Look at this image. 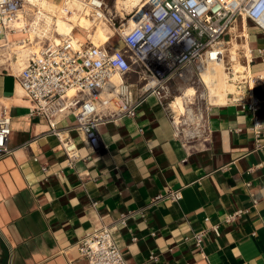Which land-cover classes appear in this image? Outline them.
<instances>
[{"label":"crops","instance_id":"1","mask_svg":"<svg viewBox=\"0 0 264 264\" xmlns=\"http://www.w3.org/2000/svg\"><path fill=\"white\" fill-rule=\"evenodd\" d=\"M226 39L229 50L237 44L243 65L251 60V72L264 75L257 23L240 17ZM29 40L21 31L0 37V105L12 117V152L0 157V264H82L78 243L105 225L126 264H264V84L251 90L260 99L256 114L240 101L214 106L212 142L188 158L154 96L134 119L101 124L96 151L73 127L75 118L63 117L58 128L85 158L70 168L49 123L31 115L33 104L20 92L26 60L18 66L12 50L23 41L31 49ZM125 79L137 83L134 74ZM168 189L180 190L182 199L153 203ZM238 210L247 212L227 223ZM196 233H205L201 247Z\"/></svg>","mask_w":264,"mask_h":264},{"label":"built area","instance_id":"2","mask_svg":"<svg viewBox=\"0 0 264 264\" xmlns=\"http://www.w3.org/2000/svg\"><path fill=\"white\" fill-rule=\"evenodd\" d=\"M74 2L81 3L85 13L92 6L87 14L92 23L102 19L111 22L105 0H63L61 13L72 14L69 6ZM26 4V0H0V37L18 31L28 33L30 25L17 26ZM29 5L37 9L36 4ZM240 17L264 30V0H149V6L138 13V21L129 32L122 34L125 24H120L117 32L123 47L118 50L107 45L95 46L89 39L81 42L70 34L61 35L53 23L42 32V37L36 38L40 44L38 51L30 53L19 74L25 97L33 104L31 115L41 116L49 123L50 133L65 150L70 168L85 158L67 129L58 128L61 118L73 116V127L96 151L100 147L99 126L123 118L134 119L150 96L158 100L170 119L174 137L181 142L187 158L207 150L213 139L210 113L217 105L203 73L214 62H226L231 73L230 41L226 37ZM82 30L77 26L75 33ZM55 37L60 41L56 42ZM29 44L32 46L31 40ZM129 74L136 76V84L125 79ZM244 75L249 100L237 101L256 114L260 99L251 90L264 84V75H254L246 69ZM117 76L121 81H114ZM189 89H193V94H187ZM178 97L181 107L176 104ZM11 123L7 107L0 105V157L12 152L8 148ZM262 128L255 118L256 133ZM43 170L48 171V167L45 165ZM182 197L180 190L168 189L154 197L153 203L178 202ZM246 212L230 213L226 222L232 223ZM120 223L126 224V216L121 217ZM214 230L219 234L218 227ZM204 236L205 233H196L193 237L199 247ZM78 249L82 264H126L109 225L85 235Z\"/></svg>","mask_w":264,"mask_h":264},{"label":"bare ground","instance_id":"3","mask_svg":"<svg viewBox=\"0 0 264 264\" xmlns=\"http://www.w3.org/2000/svg\"><path fill=\"white\" fill-rule=\"evenodd\" d=\"M92 1L96 2L97 0ZM26 3L25 10L20 15V21L17 26L26 27L30 25V28H28V35L33 41L32 48H37L39 46V43H37L38 45L36 44V38L38 36L42 37V32L48 31L53 23L59 34H70L81 42L89 39L95 46H106L115 36V31L105 20L102 19L96 23H92V20L87 17L92 7L91 4H89L91 7H88L85 13L83 5L79 2H74L69 6L72 10V14L63 15L61 13L63 2L62 4H57L50 0H26ZM147 3H149V1L146 2V0H115L114 8L118 12H121L123 8L129 12L134 8H144ZM29 4H36L37 9H32ZM121 14L124 15L123 13ZM27 16H31V19L29 20ZM137 21L138 19L132 18L125 23L122 34L129 32L136 25ZM77 26L83 29L82 33H75V28ZM54 39L56 42L60 41L58 37ZM116 39H118V37ZM232 44L229 59L231 65L230 69H232L231 73L227 70L226 62H214L210 64L203 73V79L208 85L212 101L216 105H223L233 100H242L245 98V93H249V87L244 82L243 77L245 76V69L249 71L250 67L244 68L238 56V46L235 42ZM32 48L30 49V47L24 45L23 42L14 45L12 52L15 51L18 55V66L20 62L27 60L26 57L30 55ZM37 51L38 50L35 49L34 52ZM0 63H5L2 57H0ZM114 81H121V78L117 76L114 78ZM20 92L22 94L24 93L22 89H20ZM69 94L72 95L73 91ZM187 94H193V89H189ZM176 104L181 107L180 97H178Z\"/></svg>","mask_w":264,"mask_h":264},{"label":"rangeland","instance_id":"4","mask_svg":"<svg viewBox=\"0 0 264 264\" xmlns=\"http://www.w3.org/2000/svg\"><path fill=\"white\" fill-rule=\"evenodd\" d=\"M52 2H56L57 4H62L63 0H50ZM149 0H146V2ZM105 2L108 4V10H109V15L108 18L111 21L110 23H108L113 30L115 31V36L111 39V41L106 44L109 45L110 43H112V45L116 48V49H121L123 44H122V38L119 35V33L117 32V29L119 28L120 24H125L127 23L130 19L135 18L138 13L140 11H142L143 9L145 10L148 6L149 3H147V5L144 8H134L133 10L127 12L124 8L121 12H118L115 8H114V2L115 0H105ZM133 11V12H132ZM33 12V11H32ZM30 12V13H32ZM34 13V12H33ZM121 13H123L124 15H122ZM130 13V14H129ZM115 24V25H114ZM113 25V26H112ZM118 37V39H116ZM115 40V41H114ZM14 47V46H13ZM39 46L35 49L38 50ZM34 49V50H35ZM21 63V62H20Z\"/></svg>","mask_w":264,"mask_h":264}]
</instances>
